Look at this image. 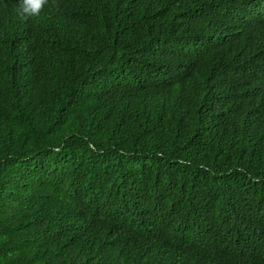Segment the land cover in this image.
<instances>
[{"label": "trees", "instance_id": "trees-1", "mask_svg": "<svg viewBox=\"0 0 264 264\" xmlns=\"http://www.w3.org/2000/svg\"><path fill=\"white\" fill-rule=\"evenodd\" d=\"M0 0V264H264V0Z\"/></svg>", "mask_w": 264, "mask_h": 264}, {"label": "clouds", "instance_id": "clouds-1", "mask_svg": "<svg viewBox=\"0 0 264 264\" xmlns=\"http://www.w3.org/2000/svg\"><path fill=\"white\" fill-rule=\"evenodd\" d=\"M47 2L48 0H17V14L22 19H31L40 14Z\"/></svg>", "mask_w": 264, "mask_h": 264}]
</instances>
